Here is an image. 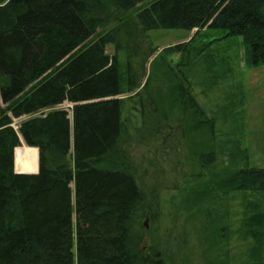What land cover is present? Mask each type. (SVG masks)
Wrapping results in <instances>:
<instances>
[{
	"label": "trees",
	"instance_id": "1",
	"mask_svg": "<svg viewBox=\"0 0 264 264\" xmlns=\"http://www.w3.org/2000/svg\"><path fill=\"white\" fill-rule=\"evenodd\" d=\"M110 8H137L141 32L206 26L241 36L251 63H264V0H0V264H165L136 229L146 199L120 143L123 74L105 46H122L116 29L100 33ZM124 73L134 90L130 61ZM176 100L203 125L182 83ZM64 102L71 121L57 108ZM19 135L38 150L36 173L14 170ZM197 158L209 167L215 152ZM216 179L227 190L262 192L264 166ZM252 219L246 232L264 251V211Z\"/></svg>",
	"mask_w": 264,
	"mask_h": 264
},
{
	"label": "rangeland",
	"instance_id": "2",
	"mask_svg": "<svg viewBox=\"0 0 264 264\" xmlns=\"http://www.w3.org/2000/svg\"><path fill=\"white\" fill-rule=\"evenodd\" d=\"M136 10L110 8L100 33L116 29L122 46L108 43L105 51L116 53L123 74L120 143L146 199L136 221L146 252L159 249L165 264H264L262 240L246 232L264 211V191H231L214 181L224 171L264 166V63L252 64L242 37L221 29L141 32ZM128 61L137 73L132 91ZM180 83L203 112V125L176 100ZM57 108L71 121V103ZM210 150L215 161L201 168L197 156Z\"/></svg>",
	"mask_w": 264,
	"mask_h": 264
},
{
	"label": "bare ground",
	"instance_id": "3",
	"mask_svg": "<svg viewBox=\"0 0 264 264\" xmlns=\"http://www.w3.org/2000/svg\"><path fill=\"white\" fill-rule=\"evenodd\" d=\"M14 162L17 171L36 172L38 151L36 147L19 145L14 150Z\"/></svg>",
	"mask_w": 264,
	"mask_h": 264
},
{
	"label": "water",
	"instance_id": "4",
	"mask_svg": "<svg viewBox=\"0 0 264 264\" xmlns=\"http://www.w3.org/2000/svg\"><path fill=\"white\" fill-rule=\"evenodd\" d=\"M68 118H70L69 115H68ZM20 140H21V138H20ZM37 171H38V165H37V170H36V172H37ZM15 172H17V173H28V172L17 171V170H15ZM36 172H31V173H36ZM70 186H72V185H70Z\"/></svg>",
	"mask_w": 264,
	"mask_h": 264
}]
</instances>
